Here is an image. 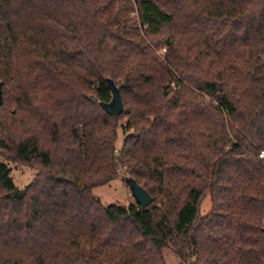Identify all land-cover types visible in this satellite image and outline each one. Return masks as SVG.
Segmentation results:
<instances>
[{
  "label": "trees",
  "instance_id": "obj_1",
  "mask_svg": "<svg viewBox=\"0 0 264 264\" xmlns=\"http://www.w3.org/2000/svg\"><path fill=\"white\" fill-rule=\"evenodd\" d=\"M0 83V264H264V0H0Z\"/></svg>",
  "mask_w": 264,
  "mask_h": 264
},
{
  "label": "rangeland",
  "instance_id": "obj_2",
  "mask_svg": "<svg viewBox=\"0 0 264 264\" xmlns=\"http://www.w3.org/2000/svg\"><path fill=\"white\" fill-rule=\"evenodd\" d=\"M136 8V7H135ZM131 17L134 19H139V14L136 9L130 11ZM160 40H170V36L167 34L158 35ZM153 52L159 57H163L164 53L167 50V47L155 48L152 47ZM125 121V120H124ZM123 121V122H124ZM117 149H120L123 146V134L122 130H118L117 137ZM5 163L10 167L13 181L17 188H24L28 184H30L38 173V166L35 164H25L23 162H12L8 160H4ZM93 195L100 199V201L108 206V205H121L124 207H130L132 204H138L137 198L134 194L133 187L125 175L124 172L120 174L119 177L114 178L110 182L102 185H98V187H94L92 191ZM212 207V200H210V196L207 195L204 197L200 207V215L205 216L209 213ZM163 256L166 264H190L189 261H184L180 257L177 256L176 251L172 247H166L163 250Z\"/></svg>",
  "mask_w": 264,
  "mask_h": 264
},
{
  "label": "water",
  "instance_id": "obj_3",
  "mask_svg": "<svg viewBox=\"0 0 264 264\" xmlns=\"http://www.w3.org/2000/svg\"><path fill=\"white\" fill-rule=\"evenodd\" d=\"M167 44H170V40L167 39ZM109 86L113 93V98L110 103L105 105V109L112 115V114H121L123 112L122 106V99L121 95L118 92L117 88L115 87L113 82L109 83ZM3 103V96H2V83H0V107ZM131 186L133 187L134 194L137 198V202L143 207H146L150 203H152V197L149 192L144 189L143 187L139 186L133 179L128 178Z\"/></svg>",
  "mask_w": 264,
  "mask_h": 264
},
{
  "label": "built area",
  "instance_id": "obj_4",
  "mask_svg": "<svg viewBox=\"0 0 264 264\" xmlns=\"http://www.w3.org/2000/svg\"><path fill=\"white\" fill-rule=\"evenodd\" d=\"M260 157L264 160V150L261 151Z\"/></svg>",
  "mask_w": 264,
  "mask_h": 264
}]
</instances>
